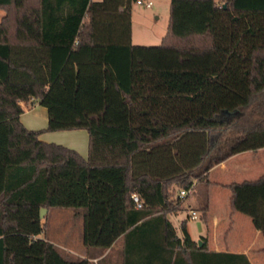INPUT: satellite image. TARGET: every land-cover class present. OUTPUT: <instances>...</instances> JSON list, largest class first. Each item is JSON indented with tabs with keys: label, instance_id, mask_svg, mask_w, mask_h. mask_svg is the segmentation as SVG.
Listing matches in <instances>:
<instances>
[{
	"label": "trees",
	"instance_id": "trees-1",
	"mask_svg": "<svg viewBox=\"0 0 264 264\" xmlns=\"http://www.w3.org/2000/svg\"><path fill=\"white\" fill-rule=\"evenodd\" d=\"M133 2L0 0V264H88L36 237L41 207L79 213L85 246L120 237L121 264H254L167 213L176 187L264 146V0H169L157 44L131 42ZM34 101L47 130H87L85 159L20 122Z\"/></svg>",
	"mask_w": 264,
	"mask_h": 264
},
{
	"label": "crops",
	"instance_id": "crops-1",
	"mask_svg": "<svg viewBox=\"0 0 264 264\" xmlns=\"http://www.w3.org/2000/svg\"><path fill=\"white\" fill-rule=\"evenodd\" d=\"M4 14V8L0 7V18ZM19 120L26 128L38 130L37 137L40 140L62 144L75 150L84 159L87 157V130L85 128L47 130L46 107L37 101L23 106V111L19 114ZM229 169L235 170L238 173H243V171L247 172L248 170L253 173L252 178H247L244 176L245 174H241L239 176L240 178L235 180V183L256 181L264 177V146L257 149L239 151L214 164L205 171L206 177L197 182L195 180L187 194L183 198H180L179 207L181 206L182 200L186 199L188 200L187 205L190 208L200 211L202 224L198 225V234L196 237H193L189 232L186 220L178 216L177 211L179 208L167 213V218L175 227L178 236L181 233L177 232L176 224L178 223L180 225L184 223L189 236L196 241L200 240L201 237L204 238L208 249H228L235 252H244L252 263L264 264V236L258 228V222L253 210V199L256 194L251 197L247 210L241 209V206L237 207V205L233 208L231 201L225 203L223 207L216 204L217 208H215V203L211 201L210 192L212 188H224L234 182H223L224 180H220V172L225 171L226 173ZM262 193L264 195V192ZM203 205H206L204 213L201 210ZM73 213L80 215L75 211ZM36 237L38 236L36 235ZM42 238L46 237L43 236ZM46 239L51 241L48 238ZM55 245L58 247L57 244ZM121 245V239L119 237L111 246L105 249L85 246L82 243L80 249L61 252L70 256L86 258L88 264H121ZM58 249L60 248L58 247Z\"/></svg>",
	"mask_w": 264,
	"mask_h": 264
},
{
	"label": "rangeland",
	"instance_id": "rangeland-1",
	"mask_svg": "<svg viewBox=\"0 0 264 264\" xmlns=\"http://www.w3.org/2000/svg\"><path fill=\"white\" fill-rule=\"evenodd\" d=\"M168 0H152V5L146 7L136 2L131 7L132 22V42L136 44H157L161 35L165 31L168 16ZM224 172V173H223ZM220 172V180L223 182H232L231 186L214 187L211 189L210 197L212 203L219 204L223 207L225 203L231 201L233 208L243 206L247 208L253 194L264 192V180L262 182L249 181L248 184L239 186L235 184V180L239 179L241 174H245L247 178H252L253 173L248 170L238 173L229 169L226 173ZM196 180V179H194ZM203 180V179H201ZM178 187L173 192V197L178 193ZM192 195V194H190ZM230 203V204H231ZM188 200L181 202L177 214L186 220L189 232L193 237L198 234V225L202 224L200 211L196 210L197 217L190 218V207L187 205ZM71 207H51L46 209L41 217L44 224L42 231L38 237L45 236L58 245L61 251L76 250L82 247V218L75 215ZM172 217V216H171ZM173 218V217H172ZM175 221V219H173ZM177 232L181 233L180 225L177 223Z\"/></svg>",
	"mask_w": 264,
	"mask_h": 264
},
{
	"label": "built area",
	"instance_id": "built-area-1",
	"mask_svg": "<svg viewBox=\"0 0 264 264\" xmlns=\"http://www.w3.org/2000/svg\"><path fill=\"white\" fill-rule=\"evenodd\" d=\"M135 2L138 4H142L146 7H149L152 5V0H135ZM190 189H191V187L189 189H184V188L179 189L177 196L179 198H183ZM131 198H132L133 202L135 203L136 207H141V205H142L141 200L139 199V197L136 193H134V192L131 193ZM189 217L193 218V219L197 217V212L195 209L190 208Z\"/></svg>",
	"mask_w": 264,
	"mask_h": 264
},
{
	"label": "water",
	"instance_id": "water-1",
	"mask_svg": "<svg viewBox=\"0 0 264 264\" xmlns=\"http://www.w3.org/2000/svg\"><path fill=\"white\" fill-rule=\"evenodd\" d=\"M223 5L225 6V3H223ZM45 211H46V208L45 207H41L39 209V216L42 217L43 214L45 213ZM198 244H200V240H198Z\"/></svg>",
	"mask_w": 264,
	"mask_h": 264
}]
</instances>
